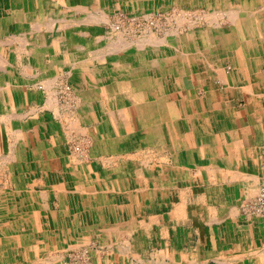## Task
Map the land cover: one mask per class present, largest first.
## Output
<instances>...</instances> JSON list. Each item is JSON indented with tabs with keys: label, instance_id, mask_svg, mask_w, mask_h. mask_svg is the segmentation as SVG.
<instances>
[{
	"label": "bare ground",
	"instance_id": "1",
	"mask_svg": "<svg viewBox=\"0 0 264 264\" xmlns=\"http://www.w3.org/2000/svg\"><path fill=\"white\" fill-rule=\"evenodd\" d=\"M123 1L127 2L128 5H134V9L135 7H138L139 9L138 11H131L133 17L130 20L139 19L144 22L143 19L147 21V19L151 18V16L147 14H152L153 11H149V9L153 10L163 8L169 11V9H172L173 5H175V11L179 10L183 14L184 12L182 10H194V12H192L193 21H187L183 19V17L175 14L172 17L170 16L169 24L165 25L160 24L161 22L158 23L156 26L157 32H154V30L150 28L149 24L145 23H143V29L139 28V32H137V30L135 32L134 30H127L128 27L125 28L121 24L116 25L114 23L115 20H113L114 22L110 21L107 16L108 11L103 9V13L99 12L100 15H98V13H95L96 9L94 11L93 9H89L87 11V7L83 5L82 8L77 9L78 13L83 14V19L80 24L82 23L88 29H90V27H92V29H96L94 34L97 36L86 31L78 32L70 30L75 28L76 25L74 24H78L74 22L68 23L61 21L59 26L57 24L55 25L54 22V26L48 20V18L53 19V17L49 16L50 13H46L43 18H40L37 25L35 24L32 26L33 24H30L33 27L30 31H38L37 29L42 23H44L42 26L45 28L50 27V25L53 26L50 27V31H52L51 35L53 37L52 45L57 48L59 47L58 44L61 43L62 38L64 37L65 31L71 32L70 35L73 39L79 36L80 39L84 38L86 40L85 44L82 47H79L80 51L74 53V59L71 56L69 58V55H67L65 60L63 59L62 61H57L58 66L64 64L67 68L69 67L68 69L70 70L68 71H71L70 75L67 76H70V78L63 81L68 82L65 85L66 89H68L69 86H72L71 88L75 92V95H77L76 102L78 100V104L76 103V106H74V108H77L75 113H71L70 111H67V109L63 111V109H65L63 107L66 106L62 107L58 105L52 96L55 95V92L57 91L56 87L58 79L51 81V77H47L45 82L42 80L44 83H42V81H40V83L46 86L47 92L50 91L48 94V107L55 110L58 120H69V130L74 129L78 134L82 132L86 133L88 131L89 134L91 133L94 137H96L94 140L95 144H92L86 138V140L79 141L88 148L87 151H90L91 156L97 158L100 157L99 155H102L101 161L103 160L105 162L107 157V154L105 153L114 152V154L117 153L120 158L125 157V161L130 162L133 168V175H126L123 172V169L117 167L116 164V168L114 167L115 169H113L111 167L112 170H109L110 172L106 174L104 181L106 186L108 185V187L111 188H108V191L105 192H110L112 195L116 194V196L120 194V198L125 199V204L118 205L116 201L119 196H117L115 201L108 199L110 202H113L112 205L114 206L108 205L107 198L110 197V194H94V198H92L89 194L92 192L70 189L61 185V181H55L51 189L52 194L60 199V202L57 204L58 207H56L57 210L54 212L51 210V208H53L52 206L45 205L44 203L41 204L39 202V196L36 195L38 192H36L35 187L26 188L19 185L21 180L19 181L18 177L14 176V172L15 169H24L25 166L27 169L28 166L26 165L25 160L29 157H32L33 159L34 157L38 158L37 163L33 162L32 165L37 166L40 164L45 167V165H47L45 164L47 161L41 163V161H43L42 157L54 155V152L52 150L45 149L46 143H40L37 150L31 151L26 144L29 142H27V138L21 137L22 135L20 136L17 133H11V136L16 138L15 140L17 142V144H14L15 150L13 151H18L20 138L22 139V151L18 152V155L21 158L22 154L25 153L27 158L23 159L24 161L22 162L24 163H21L19 162V158L14 157L13 151L11 155L0 157V171H4L1 170V168H4L5 170L7 169L8 171L14 170V172L5 175L3 177L4 179L1 178L0 217L10 215L13 219H15L14 221L20 220L21 229H27V227H24L23 222H33V213L29 211L28 207L33 206L35 209L34 212L36 213H34V215L38 216L42 211L51 219L53 223L59 222L57 223L59 227L57 226L53 233L67 237L69 236V234H67L68 229H71L70 234H73V232H76L78 229L80 230L81 228L79 225H81V221H84L85 218L90 219L92 213L96 212L90 205L92 203L91 200H96L99 202L98 204L100 207L104 208V213L101 216L100 211V215H94L96 217L101 216V222L95 230L99 232L102 231L103 234H108V237L111 235L118 236V234H121L119 232L120 229L117 231L118 226H115L116 230H114L113 228L104 225L105 220H108L109 216L116 218L119 214H123L121 216L128 219L130 215H132L131 212L135 202L142 205L143 201H145L147 197L150 198L152 196L151 193L146 192L147 190H145V188H140L139 190L141 191L137 190L138 192L134 195L116 191L124 186L130 185L134 180H136L134 179L135 175L140 178V175H142L145 170H149L147 167L148 163L137 162V159L141 157L140 155L144 153V151L142 152L141 150V146L144 144L142 142H145L147 147L151 150L153 147L156 148V151L159 153H162L164 150L167 152L169 151L170 154H173L176 160L181 159V157L192 159V161H194L198 166V172H209L210 179L216 176H221L216 172L215 167L217 164L211 161L217 160L221 157V152L217 145H219V137L224 136V134L214 132V128L210 124V117L208 115H202L203 119L199 121L195 131L193 133L187 131V133H184V128H189L186 122L188 120L192 121L193 116L191 117L190 110L192 102L184 100L185 97L182 96L181 90L186 88V79L191 81L190 83L194 81L198 84L201 83L200 79L198 80L193 72H191L192 65H195L198 61L202 62V64L206 66L209 76H217V79L221 83H224L225 86H229L226 90L227 92L225 96L228 97L229 95H232V88H240V91H242L245 95V99L248 101L252 100L255 105L260 103L259 106L264 109V97H258L256 92V87H258L257 89H260L261 91L264 89V79L259 77L260 74L257 70L264 65V0H154L159 1L158 6H155V4L152 5V3L150 4L151 0ZM67 4L73 7L75 2H69ZM122 12L125 11L123 10ZM103 25H106L110 32L100 35L99 30H104ZM183 26L187 27L182 28ZM122 30L128 32L127 37H125ZM122 34L125 37V41L122 39ZM6 37L9 39V43L11 45L17 42L19 45L17 50H19V53L22 55L35 54V48H43L45 44L42 40V36L36 33L33 34V40L29 42H25L23 35H21V38H19L18 35H9ZM87 37L89 38L86 39ZM105 39H107L108 42H106ZM29 45H31L33 49ZM216 49L225 50L227 53V61L219 68L220 70L216 74H212L213 70L211 71V67L213 64L210 63V57ZM126 59L131 60L129 61ZM47 60L44 63L46 64L47 70L51 71L53 62L49 63ZM252 60H254L257 69L251 68V64L249 62ZM35 61L40 63L43 62V54L41 53L40 55L35 56ZM111 74H113L114 77H112ZM122 74L125 75V77L121 76ZM44 78L46 77H41V79ZM192 79H194V81ZM40 83L34 85L37 86ZM88 87L91 89L89 88V90H86ZM94 91H97V93H99L98 95L101 94L103 97L108 98V102L106 100L107 103H112L118 98H121L123 103L119 108L106 109V103L100 100L101 107L98 112L93 109V106L90 105V103L87 102L88 97L94 99L95 95H97L93 93ZM81 98H85L86 102L83 100L81 101ZM193 98L194 97L192 96V99ZM194 101H196L194 104L196 107L202 106L205 102V100L202 101L199 98ZM93 110H95V112ZM197 111L200 112L198 108ZM221 117H224V115ZM87 124H92V128L89 129ZM85 126H87V128H83ZM85 133L82 134L84 135ZM191 141H198V143L192 144ZM135 150L139 153L133 155L131 151ZM146 154L145 156H147V158L153 157L154 155L150 150L147 151ZM209 154H214V156L212 155L211 157ZM84 156L87 155L84 154ZM23 157L25 156L23 155ZM114 157L117 158L116 155ZM79 161L80 162L77 161V164H81V161L83 160ZM121 167L124 166L121 165ZM163 169V172L165 173L167 171H171L165 167ZM205 180L207 181L208 179ZM218 180H223V178H219ZM94 181L97 183L94 185L95 187L102 184L99 180ZM200 181L203 180L200 178ZM11 183L15 184L17 187L21 186L25 189V192L19 193L18 191H13L14 189L7 190L10 188L9 186ZM78 192H80V194H78ZM260 195L259 186L251 188L248 193V201H246V203H252L253 205H248L247 207H244L245 209L243 208L244 214L257 218L258 220L263 219L264 215V209H261L258 206ZM13 200H19L20 204L14 203ZM71 203H73L74 208L77 209L75 214L71 212L73 209L71 208ZM94 204L93 207H95ZM149 206L151 205L149 204ZM179 209V207H174L172 210L173 212L171 211L169 215L171 214L173 216L175 215V217L180 216L186 218L188 215L185 212L179 214ZM70 212L72 214H70ZM196 212L198 213V211ZM203 215L204 214L201 215V218H203ZM195 217L197 218L198 215L196 214ZM216 222H220L219 218L216 219L215 223ZM130 225H132V222ZM132 227L133 228L131 229H135V224ZM10 228L11 226L0 223V247H2L3 243L6 242L4 238L5 234L2 233ZM113 230L116 231L114 234H112ZM42 231L38 232V236H41L40 234ZM139 232L141 233L143 231L139 230ZM180 256L181 254H174V256L173 254L171 256L168 254L165 262L170 264L175 263L177 262L176 257L178 258ZM7 261H12V259H5L0 256V262L5 264L8 263Z\"/></svg>",
	"mask_w": 264,
	"mask_h": 264
},
{
	"label": "crops",
	"instance_id": "2",
	"mask_svg": "<svg viewBox=\"0 0 264 264\" xmlns=\"http://www.w3.org/2000/svg\"><path fill=\"white\" fill-rule=\"evenodd\" d=\"M69 2H75V5L71 7L67 4ZM87 2L88 0H0V149L5 150L0 153V157L11 155L12 151L15 150L14 144H17V142L15 140L16 138L11 136V133H17L20 136L22 135L21 137L27 138V142H29L26 144L31 151L37 150L40 143H46L45 149L52 150L54 155L42 157L43 161H41V163L47 161L45 167L40 164L34 166L32 164L33 162L37 163V157H34V159L32 157L27 158L25 153L22 154L21 158L19 157L18 152L22 151V139L19 138L20 150L18 148V151H13V154L15 158L20 159L19 162L21 163H24L22 162L24 161L23 159L27 158L25 163L28 168L26 169L25 166L24 169H15V172L14 170L8 171L6 169L8 173L14 172V176H17L19 181L21 180L19 185L26 188L35 187L36 192H38L36 195L39 196V200L40 196L44 197L49 194L57 198L56 201L60 202V199L52 194V186L55 181H61V185L68 187L66 184H69L68 181L71 180V185L68 187L70 189L90 191L92 193L89 194L92 198H94V194H110L109 196L111 198H107L108 205L113 204V202L109 200L115 201L117 196H119L116 203L122 205L125 204V199H121L120 194L116 196V194L112 195L110 192H105L108 191V188L111 189L108 185L106 186L104 182L106 174L110 172V167L105 164L104 161L100 160L101 155L97 158L94 157L96 161L93 163H96L97 166L93 165L92 167L91 163H89L91 165H86L89 168L87 172L90 171L91 174H93L92 179L89 178L91 175H83V168H81V170L76 169V165H73L76 161L72 160L73 158L67 159L68 153L62 148L64 143H61L60 139H58L59 136H57L56 112L54 109L48 107V94L50 91L45 92L47 93V99L43 107L42 94L44 93H41L39 90L40 86L47 90L46 86L40 83L42 80L45 82L47 77H51V81L60 77L66 79L70 78V76L67 77L71 72L68 71L70 70L68 69L69 67L67 68L64 64L58 66L57 61L65 60L67 55H69V58L71 56L74 59V53L80 51L79 47H82L86 40L84 38L80 39L79 36L73 39L70 35L71 32L65 31L64 37L57 48L52 45L53 37L50 27L53 26L50 25L48 29L42 26V24H44L42 23L37 29L38 31L33 30V32H31L30 30L33 29L32 26L35 24L37 25L39 19L43 18L46 13H50L49 16L53 17V19L47 17L52 25H54L55 22V25L57 24L59 26L61 21L68 23L74 22L73 20L66 19H70L73 13H78L77 9L82 8L83 5L87 7V11L89 9H93V11L96 9V11L103 13V0H98V3L97 0H92L94 3L90 5ZM115 2L120 3V0ZM67 5L69 7H67ZM62 6L65 8H61ZM99 8L103 9L98 10ZM104 10L108 11L107 14L109 16L119 9ZM74 17L80 18L81 15L75 14ZM30 24L33 25L31 26ZM105 27L106 25H103V29L106 32ZM82 28L84 31L88 32L84 25L82 27L77 26L70 30L80 32ZM90 29L93 31L92 27H90ZM34 32L42 36V40L45 44L43 48L36 47L35 54H30L31 56L19 53V50H17V47H19L17 42L11 45L9 39L6 37L9 35H18V37L21 38V35H23L25 42H29L33 40ZM88 38L89 37L86 39ZM41 53L43 54V62L40 63L35 61V56ZM46 60L49 63L53 62L51 71L47 70L46 64L44 63ZM126 60L130 61L131 59ZM226 61L227 53L225 50L216 49L213 51L210 57V63L213 64L211 67V71L213 70L212 74H216ZM249 63L252 69H257L254 60ZM257 70L260 74L259 77L264 79V65ZM191 72H193L198 80L200 79L201 83H195L194 79H192L194 82L190 83L191 81L186 79V88L181 90L182 96L185 97L184 100L192 102L190 110L191 117L193 116L194 120H188L186 122L189 128L185 127L184 133H193L199 121L203 119L202 115H208L211 119L210 124L214 128V132L224 134V136L219 137V145H217V147H219L221 154L227 156L228 163L230 165L232 164L230 166L232 171H226L220 168L218 163L220 159L212 160L211 162L217 164L215 167L217 174L221 176L210 179L209 172H198V168L196 172H193L194 169L187 166L188 161H191L195 166L197 165L192 159L181 157V159L176 160L175 157L167 151L158 153L155 150L156 148L151 150L147 147L145 142L140 140L144 143L142 145L139 141L142 145V152L144 151L146 154L147 151L150 150L154 153L152 160H148L144 153V155H140L141 157L139 158L141 161H145L146 164L148 163L147 167L149 172H143L140 178L135 175L134 179L136 180L130 185L124 186L116 191L134 195L136 192L141 191L139 190L140 188H145V190H147L146 192L152 194L150 198L147 197L142 203L143 206L148 207L144 208L143 214L138 215L136 209L138 210L139 207L143 206L135 202L132 209L134 214L131 212L132 215H130L128 219L121 216L123 214H119L116 218L109 216L108 220H105L104 225L114 230H116L115 226H118L117 231L120 229L119 232H121L122 228H133L132 226L135 224V229H138H134L136 232L142 229L143 233H147L148 236H152V229L159 226L160 237L164 239L161 247L163 251H161V258L163 259L160 262L161 264H170L165 262L168 254H181L180 257H176L177 262L172 264H264V219L258 220L242 212V206L248 201V193L251 188L259 186L261 181L264 180V138H261V135L258 134L259 131L262 129L264 130V109L259 106L260 103L255 105L252 100L248 101L245 99V95L240 91V88H232V95L228 97L225 96L229 86H225L224 83H221L217 79V76H209V72H207L206 66L202 64V62L198 61L195 65L193 64ZM42 76L46 78L41 79ZM111 76L114 77L113 74H111ZM121 76L125 77L123 74ZM44 82L42 81V83ZM37 83L40 84L37 86L34 85ZM209 83L210 86L216 90L214 93L215 97H212L211 94H209L208 97L206 96L208 92H206V89H208L207 85ZM218 85L219 90L216 89ZM89 88L90 87L86 90H89ZM257 88L258 87H256L257 96L264 97V89L261 91ZM200 92L206 95L199 98ZM93 93L97 95H95L94 99L88 97L87 102L93 106V109L97 107L95 110L98 112L101 107V101L106 103V109L119 108L123 103L121 98L112 99L114 100L112 103H107L108 98L103 97L101 94L98 95L99 93H97V91ZM193 95L202 101L205 100L204 104L199 107L194 106L196 103L194 100H197V98L192 99ZM52 96L54 97V95ZM82 100L85 101L86 99L81 98V101ZM58 102L56 103L60 105ZM245 104V111L242 112L240 107L244 108ZM197 108L200 112L197 111ZM95 110L93 111L95 112ZM222 115H224V117H221ZM60 121H62V124L65 122L64 125L68 131L70 121L63 119ZM84 128H87V126ZM238 133L239 135L236 136ZM262 136L264 137V135ZM94 140L95 139L92 138L93 143L95 142ZM191 142L192 144L198 143V141ZM133 153L137 154L138 151L135 150ZM23 155L25 157H23ZM212 155L214 156V154H209L211 157ZM63 156L67 158L63 159ZM110 156L111 155H109V157ZM120 162L122 161L119 159L114 163H118L117 167L123 169L126 175L131 176V174H129L132 170L130 162L124 161L126 162L125 167H121ZM86 166L83 167L85 168ZM164 167L171 171H167L166 173L163 172ZM112 168L115 169L116 167ZM200 178L203 181H200ZM219 178H223L224 181L218 180ZM205 179L208 180L206 181ZM94 180H99L102 184L95 187L93 184L97 183H95ZM11 184L15 185L13 183ZM11 184L10 188L7 190L12 188ZM38 186L44 189L38 191ZM91 201L92 203L90 205L96 212L92 213L93 216L91 215V219L89 220H92V222L98 221L99 226L104 208L100 207L99 204L97 205V203L94 204L96 200ZM149 203L151 206H149ZM57 204L54 206L58 207ZM93 204L95 207H93ZM49 205L55 208L53 203ZM71 205L74 206L73 203H71ZM181 205L185 206L182 207ZM174 207L180 208L179 214L185 212L188 216L186 218L180 216L175 217V215L173 218L171 214L169 216V213ZM154 208L157 211L156 214H154ZM100 211L101 216H94L97 214L100 215ZM147 211L151 212V214H147ZM196 211H198V213ZM213 211L216 215L214 217L211 216ZM196 214L199 218L195 217ZM202 214H204L203 218H201ZM217 218H219L220 222L215 223ZM110 221L114 224L116 223V225L113 226L114 224H112V222L110 223ZM131 222L132 225H130ZM114 230L112 231L113 234L116 232ZM174 232L176 235L173 234ZM173 238H177V240L173 241Z\"/></svg>",
	"mask_w": 264,
	"mask_h": 264
},
{
	"label": "rangeland",
	"instance_id": "3",
	"mask_svg": "<svg viewBox=\"0 0 264 264\" xmlns=\"http://www.w3.org/2000/svg\"><path fill=\"white\" fill-rule=\"evenodd\" d=\"M115 1L103 0L104 9H120V11L117 10L115 13L110 14L109 16L107 15L108 19L112 22H114L113 20H115L114 23L116 25L121 24L125 28L128 27L127 30H134L135 32L137 30V32H139L140 29L144 28L143 23H145V24H149L150 28H152V30H154V32H157V29H156L157 24L160 22H161L160 24H165V25L169 24L170 16L172 17L175 14L183 17V19H185L187 21H190V22L193 21L192 12H194V10H192V9L182 10L184 12V14H183L179 10L175 11V5H173L172 9H169V11H167V9H163V8H157V9H153V10L148 8L149 11H153V12H152V14H150V13L147 14V15L151 16V18L147 19V21L145 19H143L144 22H142L139 19L138 20H130L133 17L131 11H136V10L138 11L139 10L138 7H135V9H134V5H130V4L128 5L127 2H125L123 0H120V3H117ZM87 3L90 5L91 3H94V2H92V0H89ZM151 3H152V5L155 4V6L159 5V1L151 0L150 4ZM67 7H69V6H67ZM61 8L64 9L65 7L62 6ZM100 9H103V8H99L98 10H100ZM123 10L125 12H122ZM99 12L100 11L95 10V13L96 14L98 13V15H100ZM75 14H80V13H73V16H71L70 19H66V20H71V21L73 20L74 23H78V24L73 23L74 25L82 27L83 25H82V23L80 24V22H82L83 14H80L81 15L80 18H75L74 17ZM129 14H131V15H129ZM182 15H184V16H182ZM99 17H101V16H99ZM75 20H76V22H75ZM151 21H153V22H151ZM132 24H133V26H132ZM124 25H126V26H124ZM186 27L187 26H183L182 28H186ZM86 30L91 34H94V31H95V29H93V31H91V29H88V28H86ZM105 30L107 32L100 29L99 30L100 35L107 34L110 32L107 27H105ZM184 30H186V29H184ZM81 31H84V29L82 28ZM122 32L125 35V37H127L128 32L125 30L124 31L122 30ZM124 35L122 36V39L125 41ZM95 36H97V35H95ZM105 41L108 42L107 39H105ZM110 45H111V43H110ZM65 79L66 78L63 79L61 77L58 78L57 87H56L57 91L55 92L54 97H55L56 102L59 101L58 103L62 107H63V105L66 106V107H63V108H65V109H63V111L67 109V111H70L71 113H75L77 108H74V106H76V103H77L76 102V96L77 95H75V92L71 88L72 86L70 87L68 85L69 87H68V89H66L65 85L68 82L67 81L64 82ZM207 88H208V89H206V92L208 91L206 93L207 95L205 93L202 94L200 92L201 94H199V96H198L199 98L204 97L205 95L208 97L209 94H211L212 97L213 96L215 97V95H214V93L216 91L215 88L210 86V83L207 85ZM218 88H219V85L216 89H218ZM39 90L41 91V93L42 92L44 93V94H42L43 95V105L42 106L44 107V105L46 103V99H47V93H45V92H47V90L44 89L42 86L39 87ZM193 97L197 98L194 95H193ZM72 101H73V103H72ZM67 104H68V106H67ZM246 104H247V102H246ZM246 104H245L244 108L240 107V110L242 112L245 111ZM94 109H97V107ZM64 123L62 124V121L57 119V136H59L58 139H60V142L65 144V145L63 144V147H62L63 150L68 153L67 154L68 158L66 156H63L62 158L63 159H66V158L72 159L73 158L72 160L76 161V163L73 164V165H76L75 166L76 169L81 170V168H83V170H84L83 175H86V174L88 176L91 175L89 178L92 179L93 174H91L90 171L87 172V170H88L87 166L91 165V164H92L91 165L92 167H93V165L97 166L96 163H93L96 160H94V157L91 156L90 151H87L88 148L85 147L83 144H81L79 141L88 139V141L93 144L92 138L96 139V137H94L91 133L89 134L88 131L86 133L82 132V133H85L84 135L82 133L78 134L77 132H75L74 129H70L72 131H70V130L67 131V128H65ZM87 126L89 127V129L92 128V124H87ZM258 134L261 135L260 136L261 138H264L262 136V135H264L263 129L261 131H259ZM237 135H239V133L236 134V136ZM237 147H239V146H237ZM152 149H155V148L153 147ZM79 150H81L82 152ZM2 151L4 152L5 150L0 149V153H2ZM131 152L133 153L134 151H131ZM162 152H166V151L164 150ZM168 153L170 154L169 151H168ZM84 154L87 156H84ZM105 154H107V157L105 159V164H107L110 167V170H112L111 167H116V164H118V163H114V162L118 161L119 159L122 161V162H120L121 163L120 165L125 167V162H124L125 157L124 158L122 157L124 159L123 160L122 158H120L118 156L117 153L114 154V152H111V153L108 152ZM111 154H112V156H110V158H109V155H111ZM134 154L135 153H133V155ZM115 155L117 156V158L114 157ZM220 155H221V157L219 158L220 161L218 162L220 168H223L226 171L227 170L232 171V169L230 168V166L232 164L230 165L228 163L227 156L224 154H220ZM76 156H78V157H76ZM111 157H114V158H111ZM86 158H87V160H86ZM101 159H102V155H101L100 160ZM148 159L152 160V157H150V158L148 157ZM79 160H83V161H81L80 165L77 164V161L80 162ZM137 162L144 163L145 161H141L140 159H137ZM147 162H150V161H147ZM89 163H91V164H89ZM83 166H86L87 168L86 167L84 168ZM187 166L190 168H193L194 169L193 172H196L197 167H198L197 165L195 166V164H192L191 161L190 162L188 161ZM131 169L132 170L129 172V174L133 175L132 166H131ZM1 170H4V171H0V182H2L1 178H3L5 175L9 174L8 171L5 170L4 168L3 169L1 168ZM146 171L149 172V170H145V172ZM232 174H234V173H232ZM236 175H238V174H236ZM70 181H68L69 184H66V185H68V187L71 185ZM93 185H95V184H93ZM11 187H12L11 189H14L13 191H18L19 193L25 192V189L24 188L22 189V187H17L16 185H12V184H11ZM259 188H260L261 195H260V199H259L258 204L260 205L259 206L260 208H264V196H263L264 195V180L261 181ZM42 189H44V188H41V187L37 188L38 191H40ZM78 194H80V192H78ZM56 200H57V198H54L52 195L47 194L44 197L40 196L39 202L41 204L44 203L45 205H48V206H49V204L53 203V206H54L55 204L58 203V201H56ZM13 202L20 204L19 200L18 201L13 200ZM96 203L98 205L99 202L96 201ZM31 205H32V203H31ZM248 205L252 206L253 204L252 203H250V204L246 203L242 206V208L247 207ZM28 207H29V211H31L33 213L32 214L33 215V217H32L33 222H26V223L23 222L24 227H27V229L26 228L21 229L20 228L21 221L20 220L14 221V219L10 215H4V216L0 217V223L11 226V228L9 230H5V232L2 233V234H5L4 238H5L6 242L3 243L2 247H0V256H1V258L4 257L5 259H12V261H7L8 263H5V264H60V263L61 264H65V263L66 264H153V263L155 264V263H160L163 260L161 258L162 257V253H161L162 248L161 247L163 245L162 242L164 241V239L160 237L159 226H156L152 229L153 237L148 236L147 233L144 234L143 232H141V233L139 231L136 232V231H134V229H131L128 227L122 228L121 232H120L121 234H118L119 236L111 235L110 237H108V234H103L102 231L99 232V231L95 230L96 227L98 228V221L97 222L93 221L94 222L93 223L92 220L85 218L84 221H81V225H79L82 230L78 229L77 231H79V232H77V231L73 232V234L71 233L72 234L71 235L70 234L71 229L70 230L68 229L67 234H69V236L64 237L62 235H56L55 233H53V231L56 230L57 226L59 227V225L57 224L59 222L53 223L51 221V219L49 217H47L42 211L40 212V215H38V216L34 215V213H35L34 207L33 206H28ZM54 207L55 208H51V210H53L55 212L57 210V208H56V206H54ZM146 207H148V206H146ZM146 207L145 206H143L141 208L139 207V209L136 210L138 212V215L143 214L144 208H146ZM71 208H73L71 212L75 214L77 212V209H75L73 205ZM155 208H156V206H155ZM155 208H154V214L157 213ZM25 210H28V209H25ZM71 212H70V214H72ZM242 212L244 213L243 209H242ZM147 214H151V212H147ZM171 216H173V215H171ZM211 216L212 217L216 216L214 211H213ZM173 218H174V216H173ZM263 219H264V215H263ZM44 221H45V223H44ZM111 222L112 221H110V223ZM112 224H114V223L112 222ZM115 225H116V223L113 226H115ZM135 230H138V229L136 228ZM139 230L143 231L142 229H139ZM39 231H42V233L40 234L41 236H38ZM60 233H63V232H60ZM84 234H85V236H84ZM173 234L176 235L175 232ZM172 240L176 241L177 238H173ZM38 245H42V246H38ZM171 255H169V256H171ZM0 264H3V263L0 262Z\"/></svg>",
	"mask_w": 264,
	"mask_h": 264
},
{
	"label": "built area",
	"instance_id": "4",
	"mask_svg": "<svg viewBox=\"0 0 264 264\" xmlns=\"http://www.w3.org/2000/svg\"><path fill=\"white\" fill-rule=\"evenodd\" d=\"M264 196V195H263ZM259 203V202H258ZM258 206H260L259 204H258ZM260 208V207H259ZM262 209V208H261ZM264 209V208H263Z\"/></svg>",
	"mask_w": 264,
	"mask_h": 264
}]
</instances>
